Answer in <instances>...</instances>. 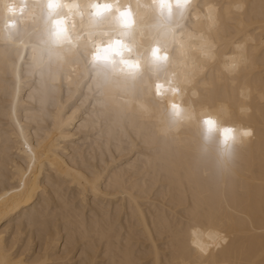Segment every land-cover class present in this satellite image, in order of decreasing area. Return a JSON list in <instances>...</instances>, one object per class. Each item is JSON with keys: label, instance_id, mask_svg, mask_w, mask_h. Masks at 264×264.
I'll return each instance as SVG.
<instances>
[{"label": "bare ground", "instance_id": "6f19581e", "mask_svg": "<svg viewBox=\"0 0 264 264\" xmlns=\"http://www.w3.org/2000/svg\"><path fill=\"white\" fill-rule=\"evenodd\" d=\"M124 1L151 48L132 74L90 60L119 38L110 15L48 49L46 0H29L0 35V262L264 264V0ZM205 119L252 135L226 154Z\"/></svg>", "mask_w": 264, "mask_h": 264}, {"label": "clouds", "instance_id": "9594fccd", "mask_svg": "<svg viewBox=\"0 0 264 264\" xmlns=\"http://www.w3.org/2000/svg\"><path fill=\"white\" fill-rule=\"evenodd\" d=\"M181 0H152L151 7L157 9L161 15L172 13L173 7L180 8ZM35 5L30 4L29 0H0V35L11 39L14 35H18L20 29L18 25L31 17V9ZM48 20L50 27L46 29L45 38L42 40V45L48 49H72L82 40V36L77 34L72 26L76 17H81L85 13L88 14L89 21L97 23L100 18L111 16L114 24L113 31L119 33V38L112 39L110 33L105 32L101 35V39L107 38L106 44L95 43V50L92 52L91 62H103L113 65L117 70L124 67L121 64V59L128 56V47L123 41L133 42L132 28L134 25V14L130 7L121 8L113 0H90L86 4H79L77 0H52L51 5L47 3ZM49 13L52 15L49 16ZM93 34L90 33L89 39ZM135 50L134 42L131 44ZM139 68V63L136 60L134 63L124 67V70L135 71ZM230 129V133L224 130ZM235 127H225L222 132V140L231 135L233 147L226 148L225 153L229 154L234 150L236 143H242L244 139L252 135V129H241V136L236 135ZM246 133V134H245ZM227 139V140H228ZM2 264V262H0Z\"/></svg>", "mask_w": 264, "mask_h": 264}, {"label": "snow or ice", "instance_id": "6c2138e0", "mask_svg": "<svg viewBox=\"0 0 264 264\" xmlns=\"http://www.w3.org/2000/svg\"><path fill=\"white\" fill-rule=\"evenodd\" d=\"M190 0H181V5L180 6H187L189 4ZM47 3L49 5H51L52 0H47ZM169 3H172V0H169ZM52 14L49 13V16H51ZM97 24H99V21L97 22ZM134 42V40H133ZM133 42H129V41H123V43L125 44V46L128 47V56L125 58L121 59V64L124 67H127L128 65L134 63L136 61V59H134V55H135V50H133V48L131 47V44ZM152 58H153V62L154 63H158L160 61H164L167 60V55H161L160 53V49L159 48H153L152 49ZM124 67L120 68V71H124ZM94 70L97 72L98 75L103 76L104 78L107 77V73L109 71H116L115 67L113 65H110L109 63H103V64H94L93 65ZM135 71H129L130 74L134 73ZM157 89L158 92L157 94H159V89H160V85H157ZM172 108L175 110L178 108L177 105L173 104ZM203 124L207 126V130L210 133L214 126H215V122L212 119H205L203 121ZM226 133H230V129H225L224 130ZM246 134V133H245ZM228 137H225V141H227Z\"/></svg>", "mask_w": 264, "mask_h": 264}]
</instances>
